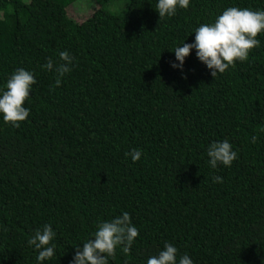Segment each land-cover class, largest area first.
I'll return each mask as SVG.
<instances>
[{
  "label": "trees",
  "instance_id": "16d2710c",
  "mask_svg": "<svg viewBox=\"0 0 264 264\" xmlns=\"http://www.w3.org/2000/svg\"><path fill=\"white\" fill-rule=\"evenodd\" d=\"M75 1L0 0V86L18 68L36 77L29 117H0V264H37L27 240L45 224L56 248L43 264H70L123 212L139 235L109 264H146L165 242L194 264H264V33L214 78L194 50L171 67L200 24L264 0H190L163 18L156 0H125L81 22ZM64 50L74 66L57 85L42 65ZM223 140L237 158L213 169L207 146Z\"/></svg>",
  "mask_w": 264,
  "mask_h": 264
},
{
  "label": "clouds",
  "instance_id": "9594fccd",
  "mask_svg": "<svg viewBox=\"0 0 264 264\" xmlns=\"http://www.w3.org/2000/svg\"><path fill=\"white\" fill-rule=\"evenodd\" d=\"M190 0H156L155 10L159 18L173 16L177 8L186 9ZM191 43H184L171 51L174 61L171 67L183 71L185 58L194 50L197 59L202 62L214 78L222 74L229 67H234L237 61L248 59L249 52L260 46L258 34L264 33V10L228 7L217 15L213 22L202 23L193 31ZM74 57L67 50L60 51L58 62L46 59L42 68L55 71L56 84L72 70ZM36 82L35 75L24 68L16 69L0 86V117L5 123L18 127L19 122L25 121L30 109L25 107V101L30 96L31 87ZM255 139V138H253ZM208 163L211 168L218 164L231 167L237 158V151L233 150L228 140L213 141L207 146ZM133 162L140 160L141 150L133 149L126 153ZM213 182H222L223 178L214 176ZM139 235V230L132 224L128 212L116 216L110 221H103L97 225L96 231L82 247L77 246L70 264H109V258H114L116 247L123 246L128 252ZM56 236L49 224L37 229L27 240V244L37 251V264L51 260L55 254L56 245L51 243ZM146 264H194L190 256L178 254V249L171 243L165 242L163 248L156 255L150 256Z\"/></svg>",
  "mask_w": 264,
  "mask_h": 264
},
{
  "label": "rangeland",
  "instance_id": "374dc122",
  "mask_svg": "<svg viewBox=\"0 0 264 264\" xmlns=\"http://www.w3.org/2000/svg\"><path fill=\"white\" fill-rule=\"evenodd\" d=\"M100 6L114 13H121L125 10L127 2L125 0H112L101 3L98 0H76L67 8V11L74 20L81 22Z\"/></svg>",
  "mask_w": 264,
  "mask_h": 264
}]
</instances>
